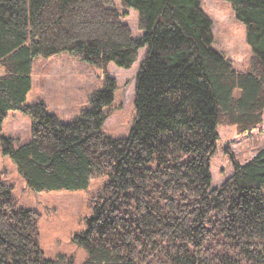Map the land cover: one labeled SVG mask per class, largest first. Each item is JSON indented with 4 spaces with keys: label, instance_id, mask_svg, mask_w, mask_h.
I'll return each mask as SVG.
<instances>
[{
    "label": "trees",
    "instance_id": "16d2710c",
    "mask_svg": "<svg viewBox=\"0 0 264 264\" xmlns=\"http://www.w3.org/2000/svg\"><path fill=\"white\" fill-rule=\"evenodd\" d=\"M224 1L246 27L247 71L211 47L200 0H0V132L10 111L32 121L26 144L0 135V154L38 193L108 177L72 237L87 253L81 263L45 256L39 214L0 177V264H264V146L243 164L230 154L232 174L211 185L217 128L251 132L264 113V0ZM130 8L138 39L123 21ZM142 48L125 138L101 131L116 90L110 77L69 123L42 102L25 103L37 57L129 69Z\"/></svg>",
    "mask_w": 264,
    "mask_h": 264
},
{
    "label": "rangeland",
    "instance_id": "374dc122",
    "mask_svg": "<svg viewBox=\"0 0 264 264\" xmlns=\"http://www.w3.org/2000/svg\"><path fill=\"white\" fill-rule=\"evenodd\" d=\"M203 11L212 21L211 47L230 59L233 65L247 71L253 55L247 43L246 27L235 18L232 6L224 0H200ZM114 6L124 9L118 2ZM134 39L142 36L138 28V14L127 9L123 19ZM146 48L139 50L138 59L129 69L110 63L106 70L80 61L67 53L49 58L37 57L32 66V90L25 103L42 102L49 113L64 123L74 121L82 110L91 106L93 94L101 90L107 77L115 80L114 101L106 111L107 119L101 131L111 138L128 136L135 117L134 96L136 75ZM31 118L19 111H10L5 118L0 135L12 137L15 145L31 139ZM219 140L211 161L212 187L219 186L233 172L229 155L243 164L264 146V113L262 123L244 134L234 128L218 127ZM0 177L12 188L17 203L39 214L40 245L47 258L58 253L71 255L77 263L83 262L87 253L72 241V237L86 228L85 220L91 215V198L108 181L107 176L95 178L89 187L80 191L35 192L29 188L10 157L0 154Z\"/></svg>",
    "mask_w": 264,
    "mask_h": 264
},
{
    "label": "crops",
    "instance_id": "0c3cea01",
    "mask_svg": "<svg viewBox=\"0 0 264 264\" xmlns=\"http://www.w3.org/2000/svg\"><path fill=\"white\" fill-rule=\"evenodd\" d=\"M31 90H32V87H31ZM31 90H30V91H31Z\"/></svg>",
    "mask_w": 264,
    "mask_h": 264
}]
</instances>
